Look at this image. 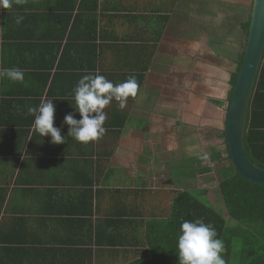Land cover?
Listing matches in <instances>:
<instances>
[{
	"label": "crops",
	"instance_id": "crops-1",
	"mask_svg": "<svg viewBox=\"0 0 264 264\" xmlns=\"http://www.w3.org/2000/svg\"><path fill=\"white\" fill-rule=\"evenodd\" d=\"M252 1L20 0L0 8V72L18 68L28 84L0 77V264H131L150 257V240L170 247L177 197L205 189L211 171L203 174L208 154L185 150L212 125H225L218 139L226 131L229 107L220 104L230 102L244 52L239 20H248ZM235 9L242 13L234 17ZM87 74L114 85L134 76L139 89L122 109L111 101L106 134L83 144L67 136L64 117L81 118L73 89ZM213 94L221 97L208 101ZM45 98L63 144L32 131L27 109ZM188 160L184 179L177 168L187 170Z\"/></svg>",
	"mask_w": 264,
	"mask_h": 264
},
{
	"label": "trees",
	"instance_id": "trees-1",
	"mask_svg": "<svg viewBox=\"0 0 264 264\" xmlns=\"http://www.w3.org/2000/svg\"><path fill=\"white\" fill-rule=\"evenodd\" d=\"M241 23L240 29L247 36L251 16ZM243 59V52L238 57V68L232 84L233 93L238 72ZM264 60V55H263ZM264 65L261 70L256 92L253 97L251 114L248 119L247 152L250 158L264 167ZM228 160L234 167V173L221 181V192L226 217L241 229L242 238L237 239L236 228L223 216V206L213 208L204 198L189 192L180 193L176 199L175 238L170 247L164 251L160 243L150 240V257L138 259L131 264H178L177 239L180 226L185 220H201L214 226L218 238L224 242L222 253L226 264H264V185L243 178L235 169L224 134ZM205 197V196H204Z\"/></svg>",
	"mask_w": 264,
	"mask_h": 264
},
{
	"label": "clouds",
	"instance_id": "clouds-1",
	"mask_svg": "<svg viewBox=\"0 0 264 264\" xmlns=\"http://www.w3.org/2000/svg\"><path fill=\"white\" fill-rule=\"evenodd\" d=\"M14 3H20V0H0V8L11 9ZM22 21L23 16L15 18L16 24ZM0 77L28 86L24 73L18 68L0 72ZM138 89L139 84L134 76L114 85L103 75H84L73 89L75 110L81 118L77 120L71 113L65 115L64 123L69 126L67 136L83 144L103 137L107 131L104 127L107 114L103 110L113 100L119 102L121 109L124 108L127 98L135 97ZM27 112L34 116L32 131L42 137L50 136V142L55 145L66 142L67 137L62 136L61 130L54 127L55 106L51 99H42L38 107L29 106ZM203 158L207 159V156ZM177 248L178 264H226L222 255L225 251L223 240L218 238L213 225L199 219L185 220L181 224Z\"/></svg>",
	"mask_w": 264,
	"mask_h": 264
},
{
	"label": "water",
	"instance_id": "water-1",
	"mask_svg": "<svg viewBox=\"0 0 264 264\" xmlns=\"http://www.w3.org/2000/svg\"><path fill=\"white\" fill-rule=\"evenodd\" d=\"M250 28L243 59L229 103L226 139L235 169L246 180L264 185V167L255 163L247 152L248 119L253 97L263 67L264 0H253Z\"/></svg>",
	"mask_w": 264,
	"mask_h": 264
},
{
	"label": "rangeland",
	"instance_id": "rangeland-1",
	"mask_svg": "<svg viewBox=\"0 0 264 264\" xmlns=\"http://www.w3.org/2000/svg\"><path fill=\"white\" fill-rule=\"evenodd\" d=\"M236 12H234V17L238 16V13H242V10H237L235 9ZM238 12V13H237ZM246 14H250V9H249V13L247 12ZM240 18H244V16H241ZM239 23H243V21L239 20ZM240 27V25H239ZM243 36V37H242ZM240 38V45H239V49L240 50H244L245 45H246V38L247 36L242 35ZM217 97H221V94H213V95H208V101L212 100L213 98H217ZM227 99V97H226ZM229 103L227 101H224V103L220 104L223 106V108L225 109V111L227 110V108L229 107ZM225 106V107H224ZM215 126L212 125L211 126V130L208 133V135L202 136L205 139L201 140V138L199 139H191V148L189 150H185L186 152H189V154L191 155V157H196L198 156L197 154L200 153L202 154V156H204V154H208L207 155V159H204L203 161L205 162L202 166L207 168V172H204L203 174H207L208 170L210 168V172L208 173V175H205V179L203 181L204 184L202 186L205 185V189L199 188L197 190V185L194 186V188H192L193 191L197 192H192V194L197 195L199 197L204 198V200L206 202H208L211 207L213 208H219L223 206V216L226 218V220L228 221V223H230V226L236 228L237 226L235 225V223L233 221H231V219L229 217H226V211L224 209V205H223V196H222V192H221V181L227 177L230 176L232 173H234V167L231 165V162L229 160H227L228 157V153L226 150V143H225V138L223 137L222 139H218L216 137L220 136V131H218L219 129L222 130L224 126H219V128H214ZM196 136V134H195ZM199 137V136H198ZM213 144H216L217 147L220 148H216V154H218V158H210V153H213L212 149L209 150L210 147L213 146ZM224 144V145H223ZM222 146V147H221ZM222 161L224 163H222ZM193 160H188L185 163V166L187 167V170L185 168H181L178 167L177 171L179 172L181 178H187V176L190 175L189 171L191 170L190 168H192L193 166ZM215 165V166H214ZM210 177H211V182H210ZM202 178V177H201ZM207 182V183H206ZM200 192H203L202 194H200ZM205 196V197H204ZM236 234L238 235L237 239L242 238L241 235V229L236 228ZM237 264V263H235Z\"/></svg>",
	"mask_w": 264,
	"mask_h": 264
}]
</instances>
